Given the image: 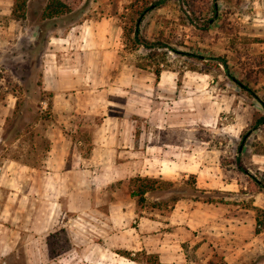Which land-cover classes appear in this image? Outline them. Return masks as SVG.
Segmentation results:
<instances>
[{
	"label": "rangeland",
	"instance_id": "rangeland-1",
	"mask_svg": "<svg viewBox=\"0 0 264 264\" xmlns=\"http://www.w3.org/2000/svg\"><path fill=\"white\" fill-rule=\"evenodd\" d=\"M51 1L28 0L26 19L21 22L0 16V31L9 27L10 20L17 24L6 36V52H0V166L8 159L37 164L40 154L48 149V142L40 137V122L46 124L51 119L50 110L40 105L45 97L40 94V55L47 28L54 23L73 27L104 20L123 32L121 54L130 62L145 64L144 59L152 53L162 70L179 73V86L184 85L186 72L206 76L205 89L217 93L222 109L219 124L199 130L197 135L218 152L214 162L232 186L220 191L199 189L195 184L197 192L191 176L156 179V190L146 194L143 206L136 203V217L126 228L149 231L146 249L131 252L129 259L119 254L126 250L107 246L93 227L75 226L74 232L61 228L42 241L41 264H264V155L260 154L264 151V126L251 130L264 110L258 99L238 84L264 100V0H217V14L214 0H169L148 12L140 28L141 38L165 45L157 50L133 48V36L127 38L141 11L156 0H60L67 6L64 13L46 21L45 10ZM209 21L214 22L206 29ZM218 59L226 61L232 78ZM204 106L205 119L212 118L214 112L207 108L212 105ZM193 113L197 114L182 108L174 117L190 119ZM247 133L241 153L246 175L239 171L236 159ZM173 197L182 198L185 206L210 209L211 221L199 224L204 221L202 216L192 218L179 210L183 222L187 217L189 223L166 226L172 211L165 203L171 205ZM208 200L213 203L204 202ZM147 220L161 221L162 233L173 238L164 235L162 243L156 240L160 232L142 225ZM144 252L147 257L138 254Z\"/></svg>",
	"mask_w": 264,
	"mask_h": 264
},
{
	"label": "crops",
	"instance_id": "crops-1",
	"mask_svg": "<svg viewBox=\"0 0 264 264\" xmlns=\"http://www.w3.org/2000/svg\"><path fill=\"white\" fill-rule=\"evenodd\" d=\"M13 6L14 0H0V16L11 18ZM16 28L10 20L0 31V52ZM47 32L40 105L51 119L40 122V137L48 149L37 164L8 159L0 166V264H41L42 241L61 228L74 232L75 226L93 227L114 251L146 249L149 231H126L137 214L131 197L137 178L193 175L199 189L231 190L214 162L218 152L197 135L219 124L222 109L217 93L205 89L206 76L186 72L179 86V73L163 70L158 79L153 69L122 56L123 32L110 21L54 23ZM206 103L212 118L205 119ZM187 107L197 114L174 117ZM184 206L175 205L166 226L188 224L183 214L202 216L199 224L211 221L210 209ZM145 224L160 232L155 238L161 243L164 235L173 238L162 233L161 221Z\"/></svg>",
	"mask_w": 264,
	"mask_h": 264
},
{
	"label": "trees",
	"instance_id": "trees-1",
	"mask_svg": "<svg viewBox=\"0 0 264 264\" xmlns=\"http://www.w3.org/2000/svg\"><path fill=\"white\" fill-rule=\"evenodd\" d=\"M27 1L28 0H15V5L13 7V11H12V19H14L15 21L21 22L24 21L26 19V5H27ZM169 0H156L151 6L146 7L143 11H141L140 16L138 17V19L135 22V25L133 28H131L127 34V38H129V40H131L132 36H133V48L136 47H143L146 50H153L157 48L159 49L160 47H164L165 45L160 43V42H155V43H151L150 41H148L147 39L141 38V34H140V28H141V24L143 19L145 18V16L148 14V12H151L155 9H160L162 8L166 2ZM66 5L60 1V0H53L51 1V3L47 6L45 12H46V18H51L54 16H58L64 13V10L66 9ZM214 10H215V14L218 13V4H217V0H214ZM214 21H209L207 23V26L205 27L206 29H208L210 26H212ZM152 52V51H150ZM154 54L149 53V55L144 59L147 63L145 64H138L137 66L141 69H154L153 66H157V68L155 67L154 69V73L156 75V77L159 79L161 72L163 71L161 69V65H160V61L158 59V57L154 58L153 56ZM220 61V63L224 66V68H226V74L229 78H232L230 70L228 68V65L226 63L225 60L223 59H218ZM159 66V67H158ZM241 88H244L246 91H248L249 93H251L255 98L258 99L259 103L261 104L263 110H264V100L259 99L258 97H256V95H254V93H252L249 89H247L246 87H242L241 83H238ZM264 126V114L260 115L258 117V119L255 121V124L253 125L251 130H259ZM249 138V133L245 134L242 137V141L240 143L239 146V152H238V156L236 159V165L239 169V171H241L244 174H248V171L243 167L242 162H241V156H242V148L246 145L247 140ZM262 155H264V151L262 153H260ZM191 179H193V187L195 188V176H191ZM137 183H139V185L137 186ZM156 184H158V181L156 179H143V178H137L132 180L131 182V197L136 199V203L137 206H143V204L146 202V194L152 191L156 190ZM168 186L172 187L174 184L173 183H167ZM195 191L198 192V189H194ZM182 198L180 197H173L171 200V205L168 206V203H165V206L167 207L168 211L171 212L174 210L175 205L181 200ZM196 201H199L198 197H196L195 199ZM205 203H213V201L208 200V201H204ZM122 256L131 259L130 257L133 255L131 252H121L119 253ZM138 254H143L145 257H147L146 252L144 253H138ZM149 262V261H148Z\"/></svg>",
	"mask_w": 264,
	"mask_h": 264
}]
</instances>
